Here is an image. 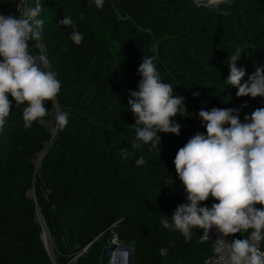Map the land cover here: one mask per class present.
<instances>
[{
	"label": "trees",
	"instance_id": "1",
	"mask_svg": "<svg viewBox=\"0 0 264 264\" xmlns=\"http://www.w3.org/2000/svg\"><path fill=\"white\" fill-rule=\"evenodd\" d=\"M19 2L0 0V14L14 12ZM41 4L42 43L61 89L55 101L46 102L47 115L27 129L22 119L27 104L16 106L9 95L11 113L0 130V264H53L37 207L55 264H68L85 248L76 264H96L112 233L133 247L134 264H203L214 250L200 242L201 229L185 242L179 231L160 223L187 202L173 161L192 136L206 134L200 110L239 109L243 123L264 107V98L237 97V88L225 81L237 46L244 80L264 66V0H229L220 12L198 8L193 0H104L102 8L94 0ZM64 17L83 34L80 45L69 39L72 28L59 23ZM143 56L156 57L161 80L171 84L173 95L185 97L187 113L174 118L180 134L158 133L159 152L150 145L131 148L135 117L129 90H138ZM55 104L58 112L68 113V123L51 136L40 121L49 119ZM122 148L135 154L124 159ZM141 156L145 164L138 166ZM213 203L218 201L210 197L201 206ZM250 231L233 237L246 238ZM162 247L166 256L160 255ZM106 261L103 255L102 264Z\"/></svg>",
	"mask_w": 264,
	"mask_h": 264
},
{
	"label": "clouds",
	"instance_id": "2",
	"mask_svg": "<svg viewBox=\"0 0 264 264\" xmlns=\"http://www.w3.org/2000/svg\"><path fill=\"white\" fill-rule=\"evenodd\" d=\"M228 2L193 0L196 7L216 12ZM103 3L104 0H94L97 8H102ZM15 7L19 17L0 14V130L11 113L9 95L16 106L27 104L22 111L27 129L47 115L46 102L55 101L61 89L56 74L49 70L50 61L42 43L41 0H35L34 6L20 0ZM83 18L81 15L80 19ZM59 23L72 28L69 39L74 44L82 43L83 34L71 17H64ZM30 42H35L38 49L35 55ZM241 54L242 49L237 46L230 55L226 83L237 88V97L264 98V66H257L244 80L246 69L237 66ZM155 59L143 56L138 68L142 77L138 90H129L128 106L135 117L133 150L150 145L149 150L159 152L158 133L179 135L181 125L174 118L187 113L185 97L173 95L171 84L161 80ZM238 112L239 109L215 107L199 111L206 134L197 132L192 136L173 161L187 202L177 205L170 219L163 215L160 223L164 229L179 231L185 242L191 240L194 229H201L205 239H210L209 233L215 229L219 236L212 242L213 250L223 264H264V251L260 249L264 241V207H256L264 206V107L246 115L243 123ZM56 123L63 129L68 113L59 112ZM130 154L135 153H129L127 148L120 150L124 159ZM136 164H145L143 156ZM169 182L173 183L171 177ZM210 197L218 203L210 208L201 206ZM249 230L246 238L227 239ZM159 252L166 256L168 249L162 247Z\"/></svg>",
	"mask_w": 264,
	"mask_h": 264
},
{
	"label": "built area",
	"instance_id": "3",
	"mask_svg": "<svg viewBox=\"0 0 264 264\" xmlns=\"http://www.w3.org/2000/svg\"><path fill=\"white\" fill-rule=\"evenodd\" d=\"M31 0H27V3H29ZM8 15H14L16 17H19V12L18 11H14ZM219 234L215 231V229L211 230L209 233V237L210 239H205L203 232L201 233L200 236V242L201 243H206V244H210L213 246V243L217 238H218ZM227 239H237L236 237H228ZM128 246L124 245L117 237V235L115 233H112V236L110 238V240L108 241V246L107 249H112L114 248L115 250L112 251L111 253H109V257H110V262L109 264H130V257L126 258V259H122L121 257V253L120 251L124 250L126 253L129 254V256H131L134 253V249H129L127 248ZM260 249L261 251H264V241H262L260 243ZM132 250V251H131ZM87 251V248L83 249L80 252H77L73 255L70 256L69 262L68 264H76L78 259L80 258L81 255H83L85 252ZM132 252V253H131ZM118 255V257H117ZM108 259V258H107ZM100 261V260H99ZM134 264V263H133ZM203 264H223V262L219 259V257L214 253L210 256H208L204 261Z\"/></svg>",
	"mask_w": 264,
	"mask_h": 264
},
{
	"label": "rangeland",
	"instance_id": "4",
	"mask_svg": "<svg viewBox=\"0 0 264 264\" xmlns=\"http://www.w3.org/2000/svg\"><path fill=\"white\" fill-rule=\"evenodd\" d=\"M58 113H59L58 112V108H57V106L55 104L54 108L49 113V119H47V120H41L40 121L41 124L49 131V133H50L51 136H54L55 133H56V129H57L56 115ZM41 156H42V153H40V154L37 155V157H36V159L34 161L35 166H38L39 162L41 161V159H40ZM28 197L31 198V199H33V200L35 199V194H34V191L33 190H30L28 192ZM107 246H108V243H107ZM46 247H47L48 252L50 254H52V256H53V246H52L51 240H50V245L49 246L46 245ZM127 248L133 249V247H130V246L127 247ZM114 250H115L114 248H112L111 250L110 249H106L105 250V254H102V257H103V255H105V258H108L107 261H106V264H109V262H110V257H109L110 255H109V253H111ZM120 253H121L122 259H126L127 257L128 258L130 257L129 254L126 253L124 250L120 251ZM133 254H132V257L131 258H132V261L134 262ZM102 257L99 259L100 260L99 261V264H102V262H101L102 261Z\"/></svg>",
	"mask_w": 264,
	"mask_h": 264
},
{
	"label": "water",
	"instance_id": "5",
	"mask_svg": "<svg viewBox=\"0 0 264 264\" xmlns=\"http://www.w3.org/2000/svg\"><path fill=\"white\" fill-rule=\"evenodd\" d=\"M47 152H48V147L42 152V156H41V158H40L41 160L45 157V155L47 154ZM37 217H38V221H39V223H40L42 229L46 231V234H47V236L49 237L48 230H47V228H46V225H45V223H44L43 217L41 216L38 207H37ZM49 239H50V237H49ZM44 244H45V243H44ZM45 246H46V245H45ZM46 248H47V247H46ZM131 251H132V250H131ZM131 253H132V252H131ZM50 256H51V259H52V261H53V264H55V263H54V260H53V256H52V254H50ZM131 257H132V255L130 256V264H133L134 262L132 261V258H131ZM96 264H99V259H97Z\"/></svg>",
	"mask_w": 264,
	"mask_h": 264
},
{
	"label": "bare ground",
	"instance_id": "6",
	"mask_svg": "<svg viewBox=\"0 0 264 264\" xmlns=\"http://www.w3.org/2000/svg\"><path fill=\"white\" fill-rule=\"evenodd\" d=\"M42 239H43V242L45 243V245H47V246L50 245V239H49V237L47 236L45 230H43ZM48 249H49V248H48ZM117 257H118V255H117Z\"/></svg>",
	"mask_w": 264,
	"mask_h": 264
}]
</instances>
